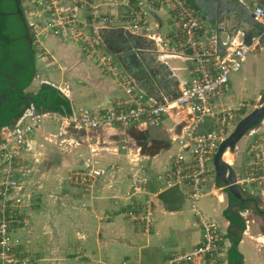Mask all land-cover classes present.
I'll return each mask as SVG.
<instances>
[{
    "label": "crops",
    "instance_id": "obj_1",
    "mask_svg": "<svg viewBox=\"0 0 264 264\" xmlns=\"http://www.w3.org/2000/svg\"><path fill=\"white\" fill-rule=\"evenodd\" d=\"M189 1L194 4L192 0ZM198 2L203 9L197 6L207 22L208 33L215 35V30L209 23H215L217 14L218 21L223 18V23L226 19L231 21L233 13L240 11L243 4L249 5L252 11L260 0ZM122 11L121 8L112 10L119 14ZM224 11L228 12L225 17ZM206 13L210 14V22ZM146 21L144 25L147 30L135 31L126 22L107 28L125 27L136 34L151 38L157 51L165 52L154 58L153 70L160 78L171 80L172 88L176 80L179 88L182 87L189 82L195 65V60L190 55L191 50L184 46V37L167 10L151 11ZM221 37L223 41L226 40L225 34ZM200 38L205 39L202 36ZM46 39L43 42V53H51L58 66L52 73H46L41 66L36 65L37 76L34 81L36 80L37 88L31 92L36 93L44 84L51 86L52 82L49 81L53 78V83L64 85L62 91L69 100L70 112L72 108L79 107L109 108L126 97L110 74L83 57L77 42L52 35H48ZM242 41V36L237 34L230 46L224 50L217 51L216 44L215 54L225 57L232 45ZM250 45L251 50L258 51L251 56L255 62L246 61L238 72L231 74L229 91L217 104L235 107L243 99L261 98L264 79L259 78L258 70L264 47L253 49L255 40ZM166 73L168 75H164ZM189 118L188 109L174 108L159 125L142 122L88 131L72 126L60 127L58 123L47 121L40 124L32 135V141L36 142L35 135L45 136L43 127H40L50 124L53 129L44 139L50 137L52 143L59 136L62 143L49 151L48 169L40 163V169L34 173L31 179V182H35L34 189L31 190L33 204L28 210L27 225L16 231L22 242L39 256L36 264H163L171 254L163 246V239L172 227L181 232L178 225L182 220L177 216L179 211H168V215L157 195L167 188L163 171L178 151V139L183 135ZM257 138L264 140V118L237 142L232 154L235 164L233 168L241 192L245 188L242 192L245 203L233 206V211L238 212L239 216L226 209L228 203L236 199L228 194L226 188H217L215 178L203 185L202 195H211L217 199L216 204L212 205L215 215L210 216L205 209L204 213L199 208L198 203L202 196L197 202L204 217L216 222L220 231L226 234L228 247L225 264H230L231 246L239 253V258H234L231 254L233 264H264V195L255 185L241 181L245 176L249 148ZM87 165L107 169L105 175L95 180L91 191H84L69 178L72 170ZM136 173L147 178V190L154 195V226L149 232L142 231L124 215L129 206L125 192L129 188L132 175ZM47 180L52 182V187H46ZM221 188L227 194L226 200V194ZM145 196L143 193L139 194L140 199ZM189 209L192 211L191 207ZM228 214L235 219H230ZM231 222L238 226H232ZM242 223L244 229H240ZM190 227V223L183 226L187 230L188 239L191 238L183 253L191 250L199 241V229L190 234ZM235 235H239L240 239L235 241ZM179 240L181 241L180 236Z\"/></svg>",
    "mask_w": 264,
    "mask_h": 264
},
{
    "label": "built area",
    "instance_id": "obj_2",
    "mask_svg": "<svg viewBox=\"0 0 264 264\" xmlns=\"http://www.w3.org/2000/svg\"><path fill=\"white\" fill-rule=\"evenodd\" d=\"M34 10L32 46L37 58L43 54V38L52 35L77 42L83 57L110 74L123 90L125 98L109 108H72L67 115L38 111L33 105L25 108L13 124L0 132V264H25L27 257L22 239L16 231L27 225L28 210L33 195L25 186L28 169L24 154L33 149L32 135L38 126L49 120L60 127L72 126L84 130H101L113 126H127L151 122L159 124L174 108H186L189 123L178 139V151L163 171L166 187L178 185L198 220L199 241L187 252L171 253L163 264H225L226 234L216 222L207 219L197 207L203 195V185L214 178L213 157L219 144L233 131L238 121L239 107L221 105L229 91L230 76L238 72L251 45L236 42L225 57L215 54L216 37L208 33L206 20L200 9L189 0H30ZM123 9V13L112 10ZM107 9V10H106ZM170 12L184 46L195 60L189 82L179 89L175 99L160 103L138 89L113 55L102 45L96 34L98 28L115 27L121 22L133 30H147L144 25L151 11ZM254 19L264 23V0L252 10ZM205 38L201 40L200 37ZM36 56V55H35ZM44 58H42L43 60ZM245 176L241 181L255 185L264 195V140L257 138L248 151ZM37 161V160H35ZM107 169L87 165L71 171L70 181L91 191L95 180ZM147 178L133 174L125 198L124 211L142 231L154 226V195L147 190ZM245 188H242V192ZM146 196L139 198V194ZM227 242V243H226ZM128 264V262H122Z\"/></svg>",
    "mask_w": 264,
    "mask_h": 264
},
{
    "label": "water",
    "instance_id": "obj_3",
    "mask_svg": "<svg viewBox=\"0 0 264 264\" xmlns=\"http://www.w3.org/2000/svg\"><path fill=\"white\" fill-rule=\"evenodd\" d=\"M196 6L200 7L198 0H192ZM228 12L224 11L223 16ZM233 19H221L218 21V14L215 16V23H209L215 30L217 51L224 50L230 46L233 38L240 34L243 42L252 44L255 40L256 45L264 47V23L254 19L252 11L247 4L241 6L240 11L233 13ZM210 22V14L206 13ZM27 29V26H26ZM96 34L103 46L113 55L125 73L130 76L136 87L157 102L164 103L176 98L179 93L178 80L160 78L152 68L154 58L163 55L165 52L157 51V46L151 38L136 34L125 27L116 28H98ZM226 35L223 41L221 35ZM164 75H168L167 73ZM6 98V95H3ZM263 104L251 110L235 125L233 131L219 144L213 157L215 180L221 181L236 200L230 201L226 207L233 215L239 216V213L233 211V206L243 205L246 199L243 198L240 185L237 182V175L234 168L223 159L224 152L234 150L237 142L254 126L264 118V93L261 95ZM162 202V206L169 212L180 211L185 203L184 194L178 185L168 187L157 195ZM231 225L238 224L231 222ZM234 244H236L234 242Z\"/></svg>",
    "mask_w": 264,
    "mask_h": 264
},
{
    "label": "rangeland",
    "instance_id": "obj_4",
    "mask_svg": "<svg viewBox=\"0 0 264 264\" xmlns=\"http://www.w3.org/2000/svg\"><path fill=\"white\" fill-rule=\"evenodd\" d=\"M22 1H23V5H24V8H25L26 15H27V20L29 22H34V20H33L34 19V15H33L34 10L32 8L33 5L31 4V1L30 0H22ZM32 29H33V27L31 26L30 27L31 32H32ZM46 40H47L46 37H44L43 38V42L44 41L46 42ZM63 40H65V39H63ZM258 48H262V47H259L257 45L253 46V49H258ZM257 52L258 51L250 50L249 53L247 54L246 61H248V62L252 61V59H251V56H253L252 54L257 53ZM48 54H49V57H48ZM35 55H36L35 56L36 65L37 66L38 65L41 66L43 68V70H45L46 73H52L53 71H55V69H57L58 65L54 62V59H53L51 53H49V52L47 54L43 53L41 55V57H38V58H37V54L36 53H35ZM42 58H44V59L42 60ZM246 61L244 63H246ZM254 62L255 61H252V63H254ZM258 71H259V78L260 79H264V54L260 58L259 70ZM36 72H37V69H36ZM36 76H37V74H35L34 78L31 81V83L26 88L27 91H35V89L37 88L36 80L34 81ZM38 79H39V77H38ZM49 82H52L53 86L52 85L51 86L56 88L58 91L61 92V94L63 96H65L63 94L64 91H62V87H64V85H61L59 83H53L54 82L53 78H51V81H49ZM64 89L65 88H63V90ZM261 104H263L262 99L261 98L260 99H254V97L246 99V100L243 99V100L239 101V103L236 104L235 107H233V108H237V107L240 108L238 110V121L241 118H243L246 114H248L251 110H253L254 108L258 107ZM70 109H71V106H70ZM46 121L47 122H51L49 120H46ZM47 122H45V123H47ZM43 123L44 122H42L41 125H43ZM159 124H157V125H159ZM40 128H42V131L45 132V136L48 135L49 131H51L53 129V127L50 126V124H48L47 126H41ZM45 136L44 135H38V136L35 135L36 142L35 141L32 142L33 149L28 151L23 156V158L25 160L24 167L29 170L27 175H26V178H25L26 187H27V190L29 192H32L31 190L34 189L33 188V183H35V182H31V179H32V177H34L36 172H38V169H40L41 166L42 167L44 166L45 169H48L47 165H48L49 155H50L49 151L52 148H54L55 145L58 146V143H62L61 137H59V136H57L56 140L54 139V141L52 143H51V140L49 139L50 137L44 139ZM32 138L34 139V137H32ZM234 152H235V150H229L228 151L229 154L227 156L225 154V156H224L225 161L227 160L232 167H234V165H235V164H233L234 157L232 155ZM231 158H232V160H231ZM35 160H37V161H35ZM39 164L41 165L40 167H39ZM214 178H215V176H214ZM45 183H46L45 184L46 187H48V188L52 187V182L51 181L47 180ZM216 187L217 188H220V187L226 188L221 181H220L219 184L216 183ZM224 188H221L222 189L221 191H223L226 194V192L224 191ZM226 196H227V194L225 195V200H226ZM216 202H217V199L215 197H213L211 195H204V196H202L200 198L198 206H199V208H201L203 210V212H204V209H205L206 212L210 214V216H213L215 214L212 211V205H215ZM188 204L189 203L186 202L183 205L182 210H180L177 213L178 214L177 216L181 217V220H182L180 222V224L178 225L179 227H181V232H179L178 229L172 227V228L168 229L166 237H164V239H163V246L165 248H167V252L168 253H172V252L174 253V252H178V251H180V252L185 251V248L188 245V243H189L191 238L188 239L187 233H186L187 230H185L183 228V226L186 227V224L190 223V225H191V227L189 229L190 230V234H192L193 231L199 229L197 217L195 216L194 212H192L189 209L190 207L188 206ZM216 212H218V211H216ZM167 214L169 215L170 213L168 212ZM219 214H221V213H219ZM179 236H180L182 242L180 240L178 241V237ZM22 244L24 246V247H22L23 250H26V249L28 250V251H25V253H24V256H26L27 259H28L25 264H36L37 263L36 261L39 259V256H37V254L33 250H31V248L28 245H25L23 242H22Z\"/></svg>",
    "mask_w": 264,
    "mask_h": 264
},
{
    "label": "trees",
    "instance_id": "obj_5",
    "mask_svg": "<svg viewBox=\"0 0 264 264\" xmlns=\"http://www.w3.org/2000/svg\"><path fill=\"white\" fill-rule=\"evenodd\" d=\"M19 28V32H16L14 38L16 45L19 46L18 51L21 50L19 53H15L12 49L13 46L8 44L12 40L10 36L0 35V44L6 47L5 51L0 49V59L4 61L0 70V95L3 92H7L6 100H2L0 103V129L5 125H11L22 114L24 109L30 105H33L38 111H51L63 115L70 113L69 100L50 85H42L36 93L24 92V89L29 86L36 74L35 50L33 47L29 48L27 39L23 36V28L21 26ZM13 63H17L18 66L25 64L23 75L17 76L18 83L15 88L11 87L10 80L2 73L7 67L13 68ZM21 96L31 97V99L22 100ZM216 183L219 184L220 181L216 180ZM228 215L230 219H235L232 215ZM240 229H244V223H242ZM239 239L240 236L235 235L234 240L237 241ZM231 254L234 258H239V253L234 246L229 249V262L233 264L234 259Z\"/></svg>",
    "mask_w": 264,
    "mask_h": 264
},
{
    "label": "flooded vegetation",
    "instance_id": "obj_6",
    "mask_svg": "<svg viewBox=\"0 0 264 264\" xmlns=\"http://www.w3.org/2000/svg\"><path fill=\"white\" fill-rule=\"evenodd\" d=\"M20 23V24H18ZM19 26L23 28V36L26 37L29 48H32V32L30 30V23L27 20V15L25 12V8L23 5L22 0H0V35H6V37H11L12 40L10 43L11 46H13V51L15 53H19L18 47L16 45V40H14L16 32H19ZM27 26V29H26ZM6 33V34H4ZM21 33V32H20ZM22 35V34H20ZM6 44V43H5ZM0 49L5 51L6 47L0 44ZM23 50V49H22ZM4 61L0 59V70L1 67H3ZM13 68L7 67L2 73L8 77V80H10L11 87H14L18 83V75H23L25 64H22L20 66L17 65V63H13ZM1 76V74H0ZM27 88V87H26ZM26 88L24 89L25 93H32L31 91H27ZM3 95H6L7 98V92H3L0 95V103L2 100H6V98H3ZM22 100H25L26 98L31 99V97H25L21 96Z\"/></svg>",
    "mask_w": 264,
    "mask_h": 264
},
{
    "label": "bare ground",
    "instance_id": "obj_7",
    "mask_svg": "<svg viewBox=\"0 0 264 264\" xmlns=\"http://www.w3.org/2000/svg\"><path fill=\"white\" fill-rule=\"evenodd\" d=\"M228 151H229V150L227 149V150L224 152V154H223V159H224V160H225V158H224L225 154H226V156L229 154ZM230 152H231V151H230ZM231 160H232V158H231ZM226 161H227V160H226ZM227 162H228V161H227ZM228 163H229V162H228Z\"/></svg>",
    "mask_w": 264,
    "mask_h": 264
}]
</instances>
